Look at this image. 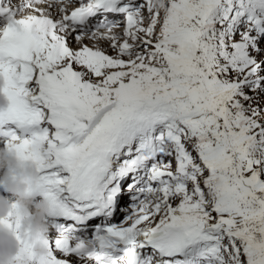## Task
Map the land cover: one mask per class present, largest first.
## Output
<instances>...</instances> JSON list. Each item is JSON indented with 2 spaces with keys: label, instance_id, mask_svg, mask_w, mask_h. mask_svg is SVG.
Listing matches in <instances>:
<instances>
[{
  "label": "snow or ice",
  "instance_id": "1",
  "mask_svg": "<svg viewBox=\"0 0 264 264\" xmlns=\"http://www.w3.org/2000/svg\"><path fill=\"white\" fill-rule=\"evenodd\" d=\"M0 19V137L51 204L49 254L18 237L15 264H264V0H0Z\"/></svg>",
  "mask_w": 264,
  "mask_h": 264
},
{
  "label": "clouds",
  "instance_id": "2",
  "mask_svg": "<svg viewBox=\"0 0 264 264\" xmlns=\"http://www.w3.org/2000/svg\"><path fill=\"white\" fill-rule=\"evenodd\" d=\"M5 87L6 81L0 75V113H7L10 107ZM8 144L6 141L0 146V185L16 199L0 193V264H15L21 249L19 238L26 241L37 257H46L50 251L51 204L46 198H36L42 187L40 166L30 154L22 155ZM9 213L19 220L18 228L9 227L5 222Z\"/></svg>",
  "mask_w": 264,
  "mask_h": 264
},
{
  "label": "bare ground",
  "instance_id": "3",
  "mask_svg": "<svg viewBox=\"0 0 264 264\" xmlns=\"http://www.w3.org/2000/svg\"><path fill=\"white\" fill-rule=\"evenodd\" d=\"M0 22H1V21H0ZM89 43H91V41H90Z\"/></svg>",
  "mask_w": 264,
  "mask_h": 264
}]
</instances>
